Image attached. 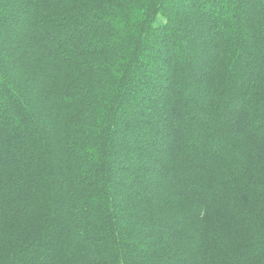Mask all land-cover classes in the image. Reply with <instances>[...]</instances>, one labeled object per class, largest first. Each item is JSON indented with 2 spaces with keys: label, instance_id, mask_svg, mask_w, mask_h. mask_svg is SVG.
Here are the masks:
<instances>
[{
  "label": "trees",
  "instance_id": "16d2710c",
  "mask_svg": "<svg viewBox=\"0 0 264 264\" xmlns=\"http://www.w3.org/2000/svg\"><path fill=\"white\" fill-rule=\"evenodd\" d=\"M0 264H264V0H0Z\"/></svg>",
  "mask_w": 264,
  "mask_h": 264
}]
</instances>
